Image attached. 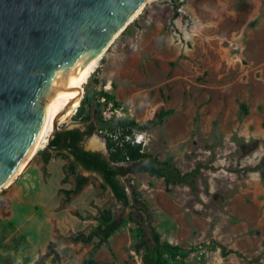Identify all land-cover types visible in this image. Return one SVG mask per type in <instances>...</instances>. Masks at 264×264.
<instances>
[{
  "label": "rangeland",
  "instance_id": "obj_1",
  "mask_svg": "<svg viewBox=\"0 0 264 264\" xmlns=\"http://www.w3.org/2000/svg\"><path fill=\"white\" fill-rule=\"evenodd\" d=\"M175 1L197 22L195 34L184 31V14L170 1L148 3L100 58L84 87L79 114L58 127L94 128L82 147L123 167L121 183L131 201L132 191L137 193L160 239L186 248L166 255L167 264H264V0ZM101 89L113 99L101 101L95 93ZM112 105L122 108L121 115L104 120ZM160 108L174 109L162 125L141 131L119 123L143 124ZM109 126L116 132L109 133ZM92 137L102 145L92 146ZM121 137L139 154L182 172L206 164L197 191L167 183L138 160L110 157L106 143L120 147ZM46 145L40 152L53 154ZM68 160L53 155L45 164L37 153L16 182L1 189L0 264L7 259L35 264L57 234L103 227L95 219L102 208L125 221L108 239L114 257L103 245L96 264H143L144 246L151 241L145 215L117 203L100 187L98 175L79 166L88 182L65 201L61 189L74 187L72 174L62 182ZM211 241L241 255L223 256L219 247H206ZM91 247L62 242L57 255L40 264H80Z\"/></svg>",
  "mask_w": 264,
  "mask_h": 264
},
{
  "label": "water",
  "instance_id": "obj_2",
  "mask_svg": "<svg viewBox=\"0 0 264 264\" xmlns=\"http://www.w3.org/2000/svg\"><path fill=\"white\" fill-rule=\"evenodd\" d=\"M144 1L0 0V189L67 82L106 53ZM58 130L54 121L47 144Z\"/></svg>",
  "mask_w": 264,
  "mask_h": 264
},
{
  "label": "trees",
  "instance_id": "obj_3",
  "mask_svg": "<svg viewBox=\"0 0 264 264\" xmlns=\"http://www.w3.org/2000/svg\"><path fill=\"white\" fill-rule=\"evenodd\" d=\"M170 1L174 8H177V3L175 0H165ZM176 15V12H174V15ZM96 95L99 97L103 96L107 99H113L112 96L104 91V90H98L95 91ZM84 102L81 101L80 105L77 107L75 111V115H78L79 112L82 109ZM174 113V109L172 108H160L150 119L146 120L143 124H138L135 121L131 120H120L119 123H122L125 127H133L136 130H147L155 126L162 125L172 114ZM115 122H118L115 121ZM109 133L116 132V126H109L106 128ZM94 131V128L91 125H88L85 131H81L79 128H71L68 132L73 137V140H83L85 135H90ZM60 136L53 141L52 143H58ZM119 142L116 140L115 142H119L118 144H121L120 147L118 145L114 148L111 146L109 142L106 143L107 149L109 151V156L112 158L117 157V154L123 155V158L128 159H135L138 160L141 166H144L148 169H151L156 175L163 177L167 183L175 182V183H183L191 188L193 192L197 191L196 186V179L201 173V170L206 166V164H197L192 169L182 172L174 165L168 163L167 161H162L158 159L157 157H154L150 154H139L138 148H134V146H130L128 143L124 141ZM114 142V143H115ZM46 148H51L50 144L46 145ZM114 149V150H113ZM78 154L72 153L73 159L68 160L65 170L66 173L64 177L62 178V182H66L68 174L74 175V187L72 189H61V191L64 193L65 201L69 200L70 194H76L78 193L82 187L88 182V176H85L81 174L78 171V166L81 165L82 169L89 172H95L98 174V176L101 178L100 187L102 189H109L112 195L114 196L117 203L121 204L123 207H130L132 209H135L137 211H140L145 215L146 225L149 230L151 241L149 244H146L144 246V251L142 254V262L143 264H167L166 262V255L170 256H177L180 255L182 251H185L186 248L179 246V245H173L169 242L163 241L160 239L159 232L155 229V227L151 223V216L146 208L145 205L141 204L139 200L137 199V193L135 191H132L131 197L132 201L130 199L129 194L127 193L125 187L120 181V177L125 174V171L123 167L115 168L111 163L110 160L101 152L98 150H89V149H83L78 148ZM54 152V150H52ZM43 160V162L46 164L49 159L55 155V156H61L67 158L66 155H63L58 152L51 153H45L38 152ZM76 216H79V214H75ZM95 219L102 221L103 227L101 226H95L91 228L88 232L84 231H77L74 233H69L66 235L63 234H57L55 240L50 241L46 247L45 252L40 255L37 260L35 261V264H40L42 261L48 257V256H56L57 251L56 248L62 243V242H81L84 244L92 243V247L90 251L87 253V255L82 259L80 264H96L95 259V253L98 249H100L103 245H106V247L111 252L112 257H114V254L109 246L108 239L109 237L116 231L118 228L124 223V219L115 220L113 217V212L110 208H102L97 210V215L95 216ZM128 221H134L138 224L139 230L142 231L140 223L135 220L131 215L127 216ZM206 247L209 248H220L221 254L223 256L228 255L230 253H234L238 256L241 254L232 249H226L223 245L219 244L218 242L211 241L206 245ZM193 247H190L191 249ZM8 264H12L8 259L6 260ZM108 264H114L113 261H111Z\"/></svg>",
  "mask_w": 264,
  "mask_h": 264
},
{
  "label": "bare ground",
  "instance_id": "obj_4",
  "mask_svg": "<svg viewBox=\"0 0 264 264\" xmlns=\"http://www.w3.org/2000/svg\"><path fill=\"white\" fill-rule=\"evenodd\" d=\"M154 0H145L141 6L139 7L138 11L134 15V19H136L144 10V7L148 4L153 2ZM133 19V20H134ZM101 58V54L91 58L65 85V87L62 89L60 94L55 99L54 103L49 109V112L46 116V119L44 121V124L38 134V137L28 152V154L25 156L19 167L17 168L16 172L13 174V176L2 186L1 189H4L6 187H9L13 185L17 178L21 176L24 171L27 169L29 164L32 162L36 154L44 148V146L47 143V139L50 135V132L52 130L53 122L56 121L58 124L63 122L67 117L72 115L76 108L78 107L81 98L83 97L84 93V87L87 84L92 72L97 67L99 60ZM68 103L70 105L68 106V109L66 112L62 113V110L64 106H66ZM91 144L94 147L101 146L102 143L95 137L91 138ZM0 189V190H1Z\"/></svg>",
  "mask_w": 264,
  "mask_h": 264
},
{
  "label": "flooded vegetation",
  "instance_id": "obj_5",
  "mask_svg": "<svg viewBox=\"0 0 264 264\" xmlns=\"http://www.w3.org/2000/svg\"><path fill=\"white\" fill-rule=\"evenodd\" d=\"M71 128H59L56 136H54L51 140V150H54V152H58L61 153L63 155H66L67 158L71 157V160L73 159V155L72 153H75V150L78 151V148H83L81 143L83 140H73V137L71 136V134L68 132ZM61 134V137L59 138V142L58 143H52L53 141H55ZM64 139V143L62 145H60L61 140ZM84 149V148H83ZM80 168H82L81 165H79ZM96 175H98L95 172H92Z\"/></svg>",
  "mask_w": 264,
  "mask_h": 264
},
{
  "label": "built area",
  "instance_id": "obj_6",
  "mask_svg": "<svg viewBox=\"0 0 264 264\" xmlns=\"http://www.w3.org/2000/svg\"><path fill=\"white\" fill-rule=\"evenodd\" d=\"M177 11L182 15L184 14V31L187 34H195V32L197 31V22L191 17V15H189L186 10L182 9V8H177ZM104 97L101 99V101H104ZM113 107V110H111V112H103V119H112V118H118L119 115H121V107H114L113 105L110 106ZM113 113V114H111ZM115 115V116H112Z\"/></svg>",
  "mask_w": 264,
  "mask_h": 264
}]
</instances>
